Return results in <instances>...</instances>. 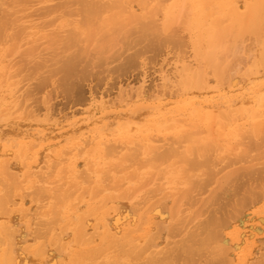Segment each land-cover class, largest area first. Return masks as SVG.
I'll return each mask as SVG.
<instances>
[{
	"label": "bare ground",
	"instance_id": "obj_1",
	"mask_svg": "<svg viewBox=\"0 0 264 264\" xmlns=\"http://www.w3.org/2000/svg\"><path fill=\"white\" fill-rule=\"evenodd\" d=\"M219 1L0 0V264H264V225H257V233L250 234L242 225L246 218H255L256 224L264 221V205L252 210L264 200V179L259 183L264 167L256 166L258 161L264 166V139L252 136L264 134V73L256 74L251 67L257 56L254 66L264 68V0ZM210 5L218 8L212 21L207 20L213 16V9L207 10ZM183 11L186 16L178 15ZM223 13L229 26L222 27ZM179 19L182 29L186 24L195 32L194 42L190 41L195 62L181 61L179 66L176 60L172 71L159 73L154 85H147L145 78L135 83L120 80L115 96L90 93L79 99L84 108L67 114L53 111L48 104L38 113L27 102L23 87L16 89L14 99L15 89L10 87L17 83L11 78L20 79L15 57L26 58L25 63L28 59L31 68L29 64L26 68L37 70L44 67L43 52L51 53L72 91L75 84L80 86L84 70L104 66L111 56H118L110 50L119 43L115 46L122 49L121 41L125 40L124 54L133 40L146 42V48L154 50L167 42L178 44L175 33H164ZM188 27L183 30L189 32ZM242 28H249L242 31L246 35H254L249 38L255 37L257 55L251 45L247 48L253 52L247 55L250 50L241 38L238 42L244 36ZM228 33H235L233 44L215 42L231 36ZM239 43L245 45L243 52ZM142 44L139 47L144 48ZM138 52L126 62L137 59ZM242 61L245 64L238 71ZM49 66L52 74L54 68ZM237 72L248 76L238 73L242 78L236 79ZM75 74H80L78 81ZM222 100L226 102L213 107L214 101ZM199 133L202 137H191ZM181 142H189L185 143L189 147L178 153L177 148L184 146ZM240 145L238 152L243 145L247 150L241 156L236 151ZM230 149L231 157H224V163L215 160ZM180 163L183 175L182 169L174 171ZM134 164L147 170L132 169ZM236 164L249 166L235 169L234 179L229 178L226 185H231L230 192L222 183L223 192L219 187L222 194H214L213 203L208 196L210 206L197 211L198 206L191 213L214 177L225 166ZM187 175L192 194L185 189L182 203L176 204L174 198L182 190L180 185L179 193L171 191L163 195L164 201L144 207L147 194L152 200ZM254 178H259L257 184L248 187L245 181ZM152 179L157 192L149 185ZM138 180L142 182L136 191L132 188ZM147 184L152 188L147 189ZM242 188L246 193L236 197ZM138 192L141 195L136 198Z\"/></svg>",
	"mask_w": 264,
	"mask_h": 264
},
{
	"label": "rangeland",
	"instance_id": "obj_2",
	"mask_svg": "<svg viewBox=\"0 0 264 264\" xmlns=\"http://www.w3.org/2000/svg\"><path fill=\"white\" fill-rule=\"evenodd\" d=\"M217 1H219V0H217ZM252 1H255V0H245V1H243V0H240V2H238L237 4H244V2H247V3H250V2H252ZM259 1V0H258ZM220 2V1H219ZM50 5V2H48L46 5ZM52 4V3H51ZM54 4V3H53ZM236 3H234V4H232V5H235ZM210 6H212L211 7V9H210ZM210 6H208L207 7V10H212L213 9V11H211V12H213L211 15H213L212 17L209 15L208 16V18H207V20L209 19V20H211L212 21V19H215L217 16V14L215 13V11H214V8H215V10H218V8L217 7H215L216 5H210ZM224 10H226V9H224ZM55 11H53V13H54ZM58 12V11H57ZM56 12V13H57ZM210 12V13H211ZM50 14V15H53V16H55L54 14ZM55 13V14H56ZM185 15H184V14ZM225 13H227V12H225ZM225 13H223L224 15H225ZM177 14V13H176ZM178 15H181L182 17L183 16H186V12L185 11H183L182 13H179ZM178 15H176V16H178ZM222 16V20H221V22H222V27H224V25H228L229 24V18H228V13H227V15H225V16ZM175 16V17H176ZM181 17V18H182ZM210 17V18H209ZM180 18V19H181ZM174 19V18H173ZM178 20V21H175L176 20V18H175V20H173V21H175L176 23H174V22H171V24L168 26V31L166 30L165 31V33L164 32H162V33H164V35H166V33L167 34H171L172 35V32L173 33H175L174 34V36L177 38V40H179L178 42H177V40H176V42L178 43V44H173V43H171L170 44V42H167V43H165V44H163V45H165V46H163V47H160V49H159V51H158V49H156V50H154V49H149L148 47L146 48V42H138V43H136V41H134L133 40V42L132 43H130V42H128V44L126 43V45H128V46H125L126 47V49H125V54H124V51H123V47H124V43H125V40L123 41L124 43L122 44V41H121V47H122V49H118L117 47L119 46V44H115V45H113V47H115L116 49H113V50H110V51H112V52H114V50H115V53H117L118 54V56H120V57H118V56H114V58H113V56H111L110 57V59H112V60H109L106 64H104V66H100V65H98V67L97 66H95V65H93V67H91L90 69H91V71H90V69H87L86 71L84 70L82 73V77H83V80H79L78 78L80 77L79 75L77 76V74H78V71H77V74H75L76 76H77V81L79 80V81H81V82H78L79 84H80V86L78 85V84H75L76 86L74 87V89L72 90V91H68V86L65 84V82H64V76H63V73L62 72H58V71H60L59 70V63L58 62H56V61H53L52 60V58H53V56L54 55H52V56H50L51 55V53H48L47 54V52H46V54H45V52H43L44 53V55H43V61L45 62V64H44V67H43V65L38 69L37 68V70H35V69H31L33 72H32V74H31V70H29L28 68H26V67H28L29 66V68H31L30 67V64H29V60L27 59L26 61H28V63H25L24 61H23V59L24 58H22V59H20V57H15V59H16V61H17V63L16 64H14V66L16 67V68H18V70H19V76H18V79L19 80H16L15 79V77L13 78H11V80L12 81H14V82H16L17 84L15 85V86H11L10 88L11 89H15V95H14V99H15V97H17V94H18V91H16V89L18 88V87H23L22 89H25L26 88V94H27V100H29V101H27V102H29L30 103V106H33V108H37L38 109V113H40V112H43V110H44V108H46L48 105H52V108L53 109H56V110H53V111H60V112H62L61 114H67V113H70V112H72V111H74V110H80V109H82V108H84V105L83 104H81V102H82V100H79V99H81V98H88L89 97V95H90V93L91 94H95V93H102V92H108V93H110V92H112L113 94H114V96L116 95V93H117V86H118V83L120 82V80H123L122 82H124V80H127V81H130L131 83H135V81H137V80H140L141 78H145L146 79V84L147 85H154L155 83H157L158 82V78H159V73H162V72H165V71H167V72H170V70L172 71V69H173V64L174 63H177V61H179L177 64L179 65H181V61H186L185 63H187V61L189 62V61H191V62H195L194 61V57L192 56L193 54H194V45H193V43L192 42H194V38H195V32H194V30L192 31L186 24H185V20H184V24H185V29H187L186 27H188V30H189V32L187 31V30H183L182 29V27L184 26V25H182V22L183 21H181L182 19H184V18H182L181 20ZM210 21V22H211ZM243 22V21H242ZM241 22V23H242ZM245 23H242V24H245V26H247L248 24H246V21H244ZM240 23V25H242ZM179 24V25H178ZM226 25V26H227ZM240 25L238 26V28H240ZM182 26V27H181ZM208 26V25H207ZM206 26V27H207ZM229 26V25H228ZM243 28H244V25L242 26ZM243 28L242 29H240V31L242 32H244V30L246 29V31L249 29V28H245L244 30H243ZM188 32V34L189 35H191V36H189L188 34H187V32ZM242 32V33H243ZM194 33V34H193ZM231 35V36H228V37H224V39L222 40V39H219L218 38V41H217V39L215 40V42H219L220 40V44L221 45H223V46H227V44H228V46H229V44L231 45V44H233L234 43V41H235V38L236 37H234L235 35V33H228V35ZM250 34H252L251 32H249V33H247V35L245 34V33H243V35L244 36H242L241 35V33H240V35H241V37H239V41L238 42H241L240 41V38L242 39V42H244V44L246 45V48L247 47H249V46H247V45H251V47H253V48H255V49H253L254 50V52H255V54H256V52H258V46L256 47L255 46V41H254V38L252 37V36H254L253 34H252V38H249L250 37ZM171 35H169L170 37H171ZM227 35V34H226ZM234 35V36H233ZM249 38V39H251V40H248V39H244L246 36ZM262 36H264V35H262ZM261 36V37H262ZM244 37V38H243ZM246 37V38H247ZM228 39V40H226V39ZM259 38H260V36H259ZM262 38H264V37H262ZM262 38H260V39H262ZM131 39V38H130ZM133 39V38H132ZM131 39V40H132ZM175 39V38H174ZM256 39H258V37L256 38ZM259 39V40H260ZM246 40V41H245ZM190 41H192V42H190ZM247 41H249V42H247ZM262 41V40H261ZM260 41V42H261ZM127 42V41H126ZM256 42H258V40H256ZM139 43H145V44H142L143 45V47L144 48H142L141 47V45H140V47H139ZM248 43V44H247ZM251 43V44H250ZM252 43H254V44H252ZM138 44V46H136ZM244 44H241V43H239V45L241 46V48H242V52L244 51V49H243V47L245 46ZM258 44H259V42H258ZM145 45V46H144ZM178 45V46H177ZM260 45V44H259ZM187 46H189V47H187ZM243 46V47H242ZM255 46V47H254ZM44 48H47V47H45V45L43 46ZM178 47V48H177ZM120 48V47H119ZM133 48V49H132ZM146 48V49H145ZM245 48V47H244ZM119 50V53L121 52L122 54H120L119 55V53H118V50ZM149 49V50H148ZM248 49V48H247ZM250 49H252V48H250ZM250 49H248V50H250ZM116 50H117V52H116ZM246 50V49H245ZM256 50V51H255ZM48 51V50H47ZM139 51V52H138ZM111 52V53H112ZM131 52V53H130ZM136 52H138L137 54H138V57H137V59L136 58H133V59H128L129 61V64H128V62H126L127 61V59L126 58H130L129 57V55H134ZM249 52H253V51H248L247 52V55H249ZM154 53V54H153ZM116 54V55H117ZM244 54V53H243ZM47 55H49V57L47 56ZM112 55H114L113 53H112ZM123 55V56H122ZM245 55V54H244ZM257 55V54H256ZM256 55H254V56H256ZM122 56V57H121ZM127 56V57H126ZM253 56V57H254ZM47 57H48V59H47ZM52 57V58H51ZM123 57H125V58H123ZM250 57V56H249ZM252 57V56H251ZM251 57H250V59H251ZM247 58H248V56H247ZM26 59V58H25ZM24 59V60H25ZM54 59V58H53ZM115 60V63H114V60ZM181 59V60H180ZM256 59H257V56L255 57V58H252V60H254V62H252L251 64H253V66H251L252 68L254 67V69H255V71H254V73L256 72V74H257V72H260V73H258L259 75L260 74H262V73H264V68H256L254 65H256V63H255V61H256ZM119 60L121 61V62H119ZM177 60V61H176ZM247 61H249V59H247L246 60V63H247ZM54 62V63H53ZM56 62V63H55ZM125 64H124V63ZM181 62V63H180ZM244 61H242V62H240V64L238 63V71H239V68L240 67H242L241 65H244L245 64V62L243 63ZM48 63V64H47ZM29 64V65H28ZM98 64H100V63H98ZM108 64V65H107ZM113 64H114V66H113ZM118 64V65H117ZM131 64V65H130ZM249 63H247L246 65H248ZM28 65V66H27ZM32 65V64H31ZM46 65V66H45ZM48 65H50V66H53V67H51V69H53V71L55 72V73H53V71H52V74H50L51 72H49V71H51V70H49L48 71ZM122 67H121V66ZM125 65V66H124ZM127 65V66H126ZM134 65V66H133ZM179 65V66H180ZM245 65V67L244 68H246L247 66ZM49 66V67H50ZM57 66V67H56ZM107 66H109L108 68H107ZM113 66V67H112ZM133 66V67H132ZM33 67V66H32ZM56 67V68H55ZM105 67V68H104ZM115 67V68H114ZM116 67H118V68H116ZM34 68V67H33ZM111 68V69H110ZM113 68V69H112ZM123 68V69H122ZM171 68V69H170ZM242 69V70H247V69ZM252 68H251V70H248V73H247V71H246V73L249 75L250 73H249V71H252ZM50 69V68H49ZM104 69L106 70V71H104ZM108 69H109V71H108ZM259 69H261L262 71H258ZM89 70V71H88ZM112 72H111V71ZM241 71V70H240ZM58 72V73H57ZM85 72H86V74H85ZM92 72V73H91ZM245 72V71H244ZM253 72V71H252ZM27 73H30V74H27ZM61 73H62V75H61ZM80 73V72H79ZM89 73V74H88ZM238 73L239 74H242V76H243V78H244V76L246 77V76H248V75H245L246 73H244L243 74V72H237L236 74H237V77H236V79L239 77V78H242V76L241 75H239L238 76ZM93 74V75H92ZM96 74V75H95ZM101 74V75H100ZM252 74V73H251ZM74 75V76H75ZM88 77H87V76ZM41 76V77H40ZM76 76H75V78H76ZM136 77V78H135ZM41 78V79H40ZM81 78V77H80ZM85 78V79H84ZM238 78V79H239ZM137 79V80H136ZM40 80H41V82H40ZM44 80V84H43V81ZM72 81V80H71ZM42 83V84H41ZM62 83V84H61ZM149 83V84H148ZM167 86H171L170 84H167ZM66 87V88H65ZM171 87H173V86H171ZM79 88H81V91H80V89ZM173 89H174V91H176L175 90V88L173 87ZM172 89V90H173ZM80 91V93L82 94V96H81V94L80 93H76V92H79ZM22 91V90H21ZM68 91V92H67ZM67 92V93H66ZM71 92V93H70ZM76 93V94H75ZM70 94V95H69ZM80 96H79V95ZM74 95V96H73ZM46 96H48V97H46ZM76 96V97H75ZM48 98H50V100H48ZM213 101V100H212ZM226 101L224 100H222V101H219V102H217V103H215V101L212 103L213 104V107H216L217 105H220L221 103H225ZM45 103V104H44ZM48 104V105H47ZM227 105H229V103H226ZM42 105V106H41ZM43 105H44V107H43ZM116 105H118V104H116ZM83 106V107H82ZM122 107V106H121ZM119 108V109H123V108ZM99 115L100 114H98L97 113V116L99 117ZM77 119H79V118H81V115L80 114H77L76 116H75ZM22 120H25V121H27L28 122V124H29V126L30 127H33L34 126V123H31V120L30 119H28V118H26V117H23V118H21ZM75 119V118H74ZM76 125H78V124H76ZM262 130V129H261ZM261 130H260V132H261ZM191 131H194V130H191ZM262 134V133H261ZM260 134V136H261V138H258V137H260L259 136V134H257V135H252L253 136V139H255V140H257V139H260L259 141H262L261 139H264V134H262L261 135ZM202 135L203 134H201V133H199L198 135H195V136H191V137H194L195 139L198 137V138H200V137H202ZM255 136H256V138H255ZM251 138V137H250ZM191 139H193V138H191ZM252 139V140H253ZM173 141H174V139H172ZM171 140V141H172ZM250 140V139H249ZM251 140V141H252ZM238 141H240V139L238 140ZM242 142H244L245 143V141H242ZM241 142V143H242ZM247 142V141H246ZM253 142H254V140H253ZM258 142V141H257ZM262 142H264V141H262ZM171 143V142H170ZM182 144H183V142H181ZM185 143L186 144H189V142H184V146L183 147H180V148H177L178 149V153H180V152H182V151H179V150H186L187 149V147H189V145L187 146L186 145V147H185ZM235 143V142H234ZM237 144H239V143H237ZM246 144V143H245ZM171 145H174V147H175V144L173 143V144H171ZM178 145H180V144H178ZM237 146V145H236ZM246 146V145H245ZM261 146V145H260ZM171 147V146H170ZM240 147H241V145L240 146H238L237 147V152L239 151V149H240ZM247 147V146H246ZM262 147H264V146H262ZM246 149L245 147H244V145L242 146V148H241V151L240 152H238V154L240 155L241 154V152L242 153H245V151H247V150H245L244 151V149ZM261 148V147H260ZM259 148V149H260ZM177 149H176V151H177ZM233 149H235V148H233ZM250 149V148H249ZM258 149V148H257ZM256 149V150H257ZM244 152H243V151ZM262 150V149H261ZM260 151V150H259ZM232 152H233V150H232ZM250 152H251V150H250ZM258 152V151H257ZM183 153V152H182ZM234 153V152H233ZM248 152H246V154H247ZM231 155V149H230V152H222V153H220L217 157V159H215L216 161H219V160H222V159H225V158H229V157H231L230 156ZM243 155V154H242ZM245 155V154H244ZM241 156V155H240ZM225 157V158H224ZM233 157V156H232ZM227 158V159H228ZM262 158H264V156H262ZM176 160L178 159V157L177 158H175ZM262 161H264V160H262ZM221 162H223V160L221 161ZM224 163V162H223ZM259 163V164H258ZM258 165H256V163H254L257 167L260 165V167L262 168V167H264V166H262V162L260 161H258ZM217 164H218V162H217ZM220 164V163H219ZM240 165L241 164H239L238 166L240 167ZM152 166V165H151ZM179 166H180V168H179ZM238 166H237V164L236 165H232L231 167H224V169L225 170H221L219 173H218V175H216V177H214L215 178V180L213 181H211V183L210 184H212V182H213V184L210 186V188H207L205 191H206V193H205V191H204V193H202L201 195H200V197H199V199H197L196 200V206H192V209L190 210L191 211V213H195L196 211H195V208H197L198 206L200 207H198L197 208V211H199V209H202V210H205V208H207L208 207V204H209V206H210V204H211V201H210V203L208 202V199L207 198H209L208 196L211 194L212 195V192L213 191H216L215 193H213V196H211L210 195V198H212V203H213V200L215 199L214 198V194H215V196H217L216 194H218L219 193V191L220 192H223V190H222V183H224L225 182V187L224 188H226L227 189V192L229 191L230 192V190H228L229 188H231L230 186H226V185H229L230 183L229 182H227V181H231L232 180V178L235 176V174H234V172L236 171L235 169H237L238 168ZM242 166V168H247L249 165H247V164H244V165H241ZM149 168H151L150 167V165L148 166ZM156 166L154 165V167H152V168H155ZM234 167V168H233ZM132 169H139V170H141V172L143 173V171H146L147 169H141V167H140V165H138V164H134V166H132L131 167ZM231 168H233V169H231ZM182 169V170H181ZM152 170V169H151ZM181 170V172H180V174L183 172V167H182V164L180 163V165H178V168H176V169H174V171H180ZM234 170V171H233ZM155 171V170H154ZM153 171V172H154ZM176 173V172H175ZM174 172H173V174H175ZM233 173V174H232ZM222 174H223V176H222ZM181 175H183V174H181ZM149 176V178H150V175H148ZM231 176V177H230ZM260 176H261V174H260ZM155 177V176H154ZM153 177V178H154ZM158 176H157V174H156V177H155V179L157 178ZM186 177V178H185ZM185 177H181V178H179V179H177V180H175V183L174 184H170L169 186H171L172 188L171 189H167V188H165V190L164 189H162V190H164V192H163V194L161 193L162 192V190L160 191V196H158V192L157 191H159V190H157V188H154L155 187V185L154 184H152V183H154V181H153V179L152 180H150V184L149 185H151L155 190H156V192H157V196H154V198L152 199V200H150V199H148L147 197H148V194H147V197H146V199L147 200H149L148 202H147V200H145L147 203H142V204H146L144 207H148V206H151V207H153L156 203H158V201H164L165 200V198H163L164 196L163 195H165V194H167V193H169L170 192V194H171V191L172 192H174L175 190V192H177V193H179V190L180 189H182L181 191H180V193H179V195L178 194H174L175 196H174V198L176 199L175 201H176V204L178 203H182V201H184V198L186 197V195L185 194H183V196H181L182 195V193L183 192H185L184 190L186 189V191H188V193L189 194H192L191 192L192 191H189V189L191 188V183H187V181L189 182V179L191 180V178L189 177L188 178V175L187 176H185ZM219 177V178H218ZM262 177H264V172H262V176L260 177L261 179L259 180V178H254V179H251V180H249V182L248 181H245V183H246V185L248 186L250 183H252L253 185L255 184H257L256 182H257V180H259V183H260V181L262 180V179H264V178H262ZM188 178V179H187ZM223 178H225V179H223ZM231 179V180H228V179ZM187 179V180H186ZM234 179V178H233ZM145 179H143V181H144ZM147 180V179H146ZM145 180V181H146ZM158 180H160V179H158ZM245 180H247V179H245ZM139 181L140 180H138L137 182H135V184L137 185V184H139ZM153 181V182H152ZM161 181H163V180H161ZM179 182V183H177V182ZM219 181V182H218ZM140 182H142V181H140ZM147 182V181H146ZM191 182H192V180H191ZM228 184H227V183ZM236 182V181H235ZM145 183V182H144ZM218 183V184H217ZM142 184V183H141ZM157 184H160L159 182H157ZM166 184V183H165ZM165 184H162V185H165ZM179 184V185H178ZM186 184V185H185ZM188 184H190V185H188ZM148 184H147V189H148V186H149ZM166 185H168V183L166 184ZM180 185H182L183 187H184V185L186 186L184 189H183V187L181 188V186ZM188 185V186H187ZM142 186V185H141ZM143 186H145V184L143 185ZM157 186V185H156ZM178 186H180V189L178 188ZM209 186V185H208ZM218 186V187H217ZM123 187H125L124 189H126V186H123ZM133 187V186H132ZM136 187H138V185L137 186H135V187H133L132 189L133 190H136L135 188ZM139 187H140V185H139ZM152 187H150L149 186V189L150 188H152ZM220 187V189H219V191H218V188ZM228 187V188H227ZM232 187H233V185H232ZM249 187V186H248ZM245 189L247 188L246 186L244 187ZM139 189V188H138ZM138 189L136 190V191H138ZM141 189V188H140ZM159 189V188H158ZM161 189V188H160ZM243 189V188H242ZM143 190H145V188L143 189ZM190 190H192V189H190ZM210 190H212V191H210ZM222 190V191H221ZM241 190V189H240ZM239 189L237 190L238 191V195H236V197L238 196H240L241 194L243 195L244 193L243 192H245L246 193V191L243 189L241 192H239L240 191ZM247 190H249V188H247ZM125 190H121V193L120 194H122V195H124V192ZM127 191V190H126ZM140 191V190H139ZM147 191V190H146ZM154 191V190H153ZM152 191V192H153ZM141 192H142V189H141ZM144 192V191H143ZM150 191L148 190V192L147 193H149ZM152 192H151V194H152ZM210 192V193H209ZM226 192V193H227ZM127 193V192H126ZM139 194L141 195V193L140 192H138V194H135V197L136 198H139L140 196H139ZM150 194V193H149ZM169 194V195H170ZM222 194V193H221ZM220 193H219V195L218 196H220L221 195ZM142 195H144V193L142 194ZM176 195H178V196H176ZM224 195H226V194H224ZM224 195H222V198H224ZM133 196V195H132ZM149 196H151V195H149ZM167 196V195H166ZM165 196V197H166ZM235 196V195H234ZM234 196H231L232 197V199H236ZM181 197V198H180ZM226 198L225 199H228L229 197L226 195L225 196ZM230 197V198H231ZM129 198V197H128ZM151 198V197H150ZM159 198V199H158ZM136 200L135 198H131V200ZM179 200V202H178V200ZM130 200V199H129ZM140 200V199H139ZM144 200V199H143ZM142 200V201H143ZM199 200V201H198ZM211 200V199H210ZM128 201V200H127ZM127 201H125V203H126V205H128L127 204ZM141 201V200H140ZM202 201V202H201ZM128 202H130V201H128ZM136 201H134L133 202V204L135 203ZM202 204H201V203ZM140 204H141V202H140ZM151 204V205H150ZM200 204V205H199ZM205 205V208L204 207H202V206H204ZM262 205H264V200H262V201H260L259 203H257V204H255V206L254 207H252V210H254V209H257L258 207L260 208ZM122 207H125V210H126V206H125V204L123 205V203H122V205H121ZM125 210H123V211H125ZM197 215V214H196ZM192 216H194V214H192ZM198 217L197 216H195L194 217V220H193V222H197L198 220ZM255 220V218H252V220H248L247 218L245 219V222L244 223H242V225H246L245 226V230H246V232H248L249 234L250 233H252V232H254V233H257V230H256V227H257V225H260V226H262V225H264V221H257V224L255 223L256 221H254ZM253 221H254V224H253ZM190 224H192V223H190ZM189 224V225H190ZM194 224V223H193ZM190 226H192V225H190ZM244 228V227H243Z\"/></svg>",
	"mask_w": 264,
	"mask_h": 264
}]
</instances>
